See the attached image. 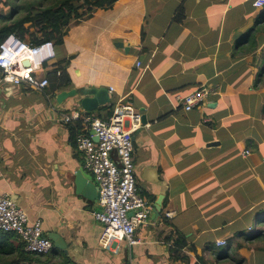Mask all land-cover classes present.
I'll return each mask as SVG.
<instances>
[{
    "label": "crops",
    "instance_id": "obj_1",
    "mask_svg": "<svg viewBox=\"0 0 264 264\" xmlns=\"http://www.w3.org/2000/svg\"><path fill=\"white\" fill-rule=\"evenodd\" d=\"M253 2L119 0L72 22L53 61L29 59L39 78L61 70L71 87L47 101L25 83L0 85V196L67 244L39 264H264L242 240L264 224V9ZM90 87L107 88L110 102L87 114L107 118L126 97L145 118L132 136L138 191L155 206L166 190L139 243L118 253L100 243L98 187L76 148L85 127L55 114L81 105L57 107V94ZM207 87L219 94L190 112L179 105L178 95Z\"/></svg>",
    "mask_w": 264,
    "mask_h": 264
},
{
    "label": "built area",
    "instance_id": "obj_2",
    "mask_svg": "<svg viewBox=\"0 0 264 264\" xmlns=\"http://www.w3.org/2000/svg\"><path fill=\"white\" fill-rule=\"evenodd\" d=\"M253 5L264 9V0H254ZM55 58L56 46L52 41L34 46L10 36L0 45V85L20 86L25 83L50 101L46 93L50 81L47 77L39 78L35 67L42 68ZM29 59L36 60L37 65L34 67ZM26 61L30 62L28 66L24 64ZM137 66L140 67L141 63ZM217 94L215 88H199L191 94L178 95L177 101L185 111L190 112L206 98ZM55 114L65 124L79 122L85 127V131L77 137L76 148L85 155V168L98 187L101 209L94 211L93 215L104 225L100 241L102 248L118 253L124 242L130 246L137 245L136 231L149 223L155 209L137 187L136 149L132 136L143 127L141 113L123 97L112 105V114L107 118L89 115L81 107L71 112L55 110ZM0 231L20 235L26 250L33 254L46 255L54 248L41 221L31 222L26 212L7 194L0 196ZM218 245L224 246L226 242H219Z\"/></svg>",
    "mask_w": 264,
    "mask_h": 264
},
{
    "label": "trees",
    "instance_id": "obj_3",
    "mask_svg": "<svg viewBox=\"0 0 264 264\" xmlns=\"http://www.w3.org/2000/svg\"><path fill=\"white\" fill-rule=\"evenodd\" d=\"M118 1L0 0V8L3 7L6 10L0 11V45L10 36H16L34 46L52 41L60 47L64 43V37L72 22L89 17L99 9L111 10ZM181 16L182 11H179L177 19L179 20ZM59 72L60 74H58ZM49 79L51 86L46 93L50 99L54 97V92L71 87V80L64 71L56 70L54 75L49 76ZM43 97L45 99V95ZM181 239L184 238L180 237ZM242 240L251 242L252 245L253 243L256 244L255 247H251L252 249L261 250L263 248L264 250V229L257 236L246 235ZM251 248L244 246L242 252L246 260L251 254ZM53 250L56 251L57 249L53 248ZM226 256H228L227 253ZM230 259L234 262L233 258ZM40 262L41 259L38 254L26 250V244L20 235L0 231V264H39ZM66 263L69 262L65 258L61 264Z\"/></svg>",
    "mask_w": 264,
    "mask_h": 264
},
{
    "label": "water",
    "instance_id": "obj_4",
    "mask_svg": "<svg viewBox=\"0 0 264 264\" xmlns=\"http://www.w3.org/2000/svg\"><path fill=\"white\" fill-rule=\"evenodd\" d=\"M120 45V48H122V43L117 44ZM26 66L30 64L29 61H26L24 63ZM79 98V103L81 104L80 107L86 111V112H95L101 107H105L109 101V90L107 88H96V87H90V88H83V89H72V90H66L63 92H60L56 95L55 102L57 107H61L62 104L72 98ZM146 122L145 118H143V123ZM97 140V139H96ZM215 145V144H210ZM88 181V180H87ZM86 183V180L81 176L80 173L77 174V185L79 188L83 187ZM167 187V185H166ZM166 190L162 192L161 197L157 201L154 209V215H157L161 211V206L163 203V200L165 198ZM14 200V198L12 197ZM15 201V200H14ZM52 242L54 243V248L58 250H63L65 253L67 252V244L65 243V240L59 236L58 234H50L48 236Z\"/></svg>",
    "mask_w": 264,
    "mask_h": 264
},
{
    "label": "rangeland",
    "instance_id": "obj_5",
    "mask_svg": "<svg viewBox=\"0 0 264 264\" xmlns=\"http://www.w3.org/2000/svg\"><path fill=\"white\" fill-rule=\"evenodd\" d=\"M0 11L3 12V11H6V10L3 7H1L0 8ZM111 109H112V107H111ZM262 226H264L263 223L256 222L255 225H254L253 231H251V233H250L251 236H257L258 234H260L261 231H263V229H264V227H262ZM242 238H244V236ZM220 242H223V241H220ZM255 245H252L251 247L253 248V247H255ZM223 251L225 252L226 250L224 249ZM261 251L263 252V256H264V250H263V248L261 249ZM260 254H261L260 250H256V256H259Z\"/></svg>",
    "mask_w": 264,
    "mask_h": 264
},
{
    "label": "bare ground",
    "instance_id": "obj_6",
    "mask_svg": "<svg viewBox=\"0 0 264 264\" xmlns=\"http://www.w3.org/2000/svg\"><path fill=\"white\" fill-rule=\"evenodd\" d=\"M110 102V101H109ZM116 103V102H115ZM114 103H110V106L112 107V105H113ZM136 110V109H135Z\"/></svg>",
    "mask_w": 264,
    "mask_h": 264
}]
</instances>
